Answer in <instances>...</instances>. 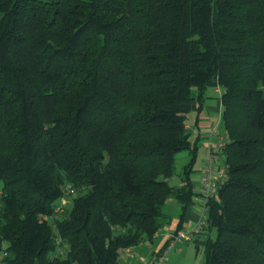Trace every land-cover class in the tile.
Listing matches in <instances>:
<instances>
[{"label": "trees", "instance_id": "16d2710c", "mask_svg": "<svg viewBox=\"0 0 264 264\" xmlns=\"http://www.w3.org/2000/svg\"><path fill=\"white\" fill-rule=\"evenodd\" d=\"M217 87L227 180L197 246L264 264V0H0V264H119L170 197L181 221L187 115Z\"/></svg>", "mask_w": 264, "mask_h": 264}, {"label": "crops", "instance_id": "0c3cea01", "mask_svg": "<svg viewBox=\"0 0 264 264\" xmlns=\"http://www.w3.org/2000/svg\"><path fill=\"white\" fill-rule=\"evenodd\" d=\"M214 89L215 93H217L219 97V101L217 102V104H210L205 100L199 112H191L187 115L186 127L188 128V131L190 133V140L196 147V160L190 174L193 200L195 195L199 192L201 176L209 155L212 151V148L214 147L215 138L212 137L211 132L214 128H216L221 133L220 127H223V106L220 99L221 95L218 93L217 88ZM223 131L225 133L224 128ZM175 201V215L171 216L168 215V213L164 212V208L167 205V201L165 202L162 208V212L167 219L164 221V224L154 237L153 241L150 243H142L121 251L118 260L119 264H155V259L158 258L165 250V246L168 242V237L172 232L176 230L186 231L190 227H193L197 224L200 217L195 207H188L185 210L182 220L180 221L181 204L176 199ZM205 238L206 232L199 233L194 236L191 241L177 244L176 248L179 249L178 251L170 250L169 252H167L166 264H191L185 256L189 253V250H187V246L192 243L194 249L196 251L201 249L203 254L202 246H197V244H199V242L203 241ZM127 250H129L130 252ZM173 251L176 254H173V256L169 258V254L174 253Z\"/></svg>", "mask_w": 264, "mask_h": 264}, {"label": "built area", "instance_id": "2783aa9c", "mask_svg": "<svg viewBox=\"0 0 264 264\" xmlns=\"http://www.w3.org/2000/svg\"><path fill=\"white\" fill-rule=\"evenodd\" d=\"M217 91L220 95L223 93L221 87H217ZM211 135L215 138L214 147L212 148L203 170L199 192L195 195L193 200V206L195 207L200 219L195 226L190 227L186 231L176 230L172 232L168 237L165 250L158 258L155 259V264H166L167 252L170 250L178 251L179 249L176 248L177 244L191 241L194 236L204 230L206 227L207 201L217 194L218 190L227 180V168L224 163V152L228 144V136L226 133L221 134L216 128L212 130ZM68 190V188L65 189V195L68 194ZM60 201L54 209L55 216L64 212L66 203L65 198L63 197ZM55 245L57 246V250L54 253V256H63L67 250V245L62 244L59 236L55 237Z\"/></svg>", "mask_w": 264, "mask_h": 264}, {"label": "rangeland", "instance_id": "374dc122", "mask_svg": "<svg viewBox=\"0 0 264 264\" xmlns=\"http://www.w3.org/2000/svg\"><path fill=\"white\" fill-rule=\"evenodd\" d=\"M206 96H207V99H206V102L207 103H210V104H217V102L219 101V97L217 95V93H215V89L214 88H208L206 90ZM220 131H221V134L224 133L223 131V127L221 126L220 127ZM190 156H189V153L187 152H180L176 155V162H175V169H176V174L180 173L182 171V167L188 162ZM178 183V177L177 176H174L172 179H171V184L172 185H176ZM69 189V188H68ZM76 192L74 190H71L69 189L68 190V194H66L64 196L65 198V211L66 209L69 207V204H70V197H72L73 195H75ZM61 202V201H60ZM59 202H56V205H58ZM176 206V201L174 198H169L167 200V205L165 206L164 208V212L165 213H168V215H175V207ZM58 216V215H57ZM60 216V214H59ZM211 236L212 237H215V232H212L211 233ZM148 243V242H146ZM188 248V249H187ZM187 250H189V253L188 255H185L186 256V259L189 261V263L191 264H201L203 262V254H202V250L199 249L198 251H196L194 249V246L193 244H189L187 246ZM129 251V250H127ZM191 251V252H190ZM130 252V251H129ZM174 252V251H173ZM173 254H176L175 252L174 253H170L169 254V258H171L173 256ZM145 255V254H144ZM145 257V256H144Z\"/></svg>", "mask_w": 264, "mask_h": 264}]
</instances>
